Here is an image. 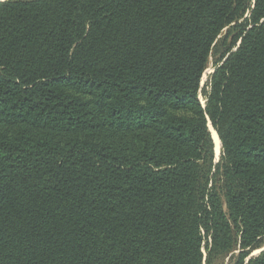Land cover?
Here are the masks:
<instances>
[{
  "label": "trees",
  "instance_id": "trees-1",
  "mask_svg": "<svg viewBox=\"0 0 264 264\" xmlns=\"http://www.w3.org/2000/svg\"><path fill=\"white\" fill-rule=\"evenodd\" d=\"M263 248L264 0L0 3V264Z\"/></svg>",
  "mask_w": 264,
  "mask_h": 264
},
{
  "label": "rangeland",
  "instance_id": "rangeland-1",
  "mask_svg": "<svg viewBox=\"0 0 264 264\" xmlns=\"http://www.w3.org/2000/svg\"><path fill=\"white\" fill-rule=\"evenodd\" d=\"M231 29L230 28H227L223 34L219 37L217 43H216V46L214 48V51L210 57V61H209V65H208V68L203 76V79H202V92L200 94V100L202 102L203 105H205V95H204V92L208 89L207 85H208V82L211 78V75L215 72V70L217 69V65H218V61L220 60L221 56L225 53L226 49L229 48V46L231 45L232 41H233V36L231 35L232 31H230ZM240 42L237 43V46H239ZM237 48H234L232 50L233 51H236ZM211 124H209V127H210V131L212 133V138H213V141L215 140V137H214V133H216L212 127L210 126ZM212 129V130H211ZM213 131V132H212ZM218 134V133H217ZM218 136V135H217ZM219 138V137H218ZM220 140V138H219ZM221 142V140H220ZM214 144H215V158H216V163L220 161V158H221V154H222V143H221V148H218L217 144H216V140L214 141ZM264 249V248H263ZM260 250H257L255 252H253L250 256V258L252 257H256L257 255H259L260 253ZM238 256V253L237 251L230 254L228 257H226L220 264H235L236 263V260H235V257ZM249 258V259H250Z\"/></svg>",
  "mask_w": 264,
  "mask_h": 264
},
{
  "label": "bare ground",
  "instance_id": "bare-ground-1",
  "mask_svg": "<svg viewBox=\"0 0 264 264\" xmlns=\"http://www.w3.org/2000/svg\"><path fill=\"white\" fill-rule=\"evenodd\" d=\"M211 126V125H210ZM212 127V126H211ZM213 129V128H212ZM211 129V130H212ZM214 130V129H213ZM215 131V130H214ZM213 132V131H212ZM214 137H215V140H216V144H217V146H218V148H221V142H220V140H219V138H218V136H217V133H214ZM214 140V141H215Z\"/></svg>",
  "mask_w": 264,
  "mask_h": 264
},
{
  "label": "water",
  "instance_id": "water-1",
  "mask_svg": "<svg viewBox=\"0 0 264 264\" xmlns=\"http://www.w3.org/2000/svg\"><path fill=\"white\" fill-rule=\"evenodd\" d=\"M3 1H5V0H0V3L3 2ZM210 124H211V123H210ZM211 125H212V124H211ZM263 251H264V249H261L259 253H261V252H263Z\"/></svg>",
  "mask_w": 264,
  "mask_h": 264
}]
</instances>
